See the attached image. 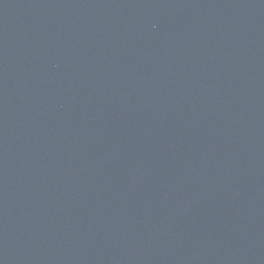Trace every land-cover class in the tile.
Instances as JSON below:
<instances>
[{"label": "water", "instance_id": "1", "mask_svg": "<svg viewBox=\"0 0 264 264\" xmlns=\"http://www.w3.org/2000/svg\"><path fill=\"white\" fill-rule=\"evenodd\" d=\"M0 264H264V0H0Z\"/></svg>", "mask_w": 264, "mask_h": 264}]
</instances>
